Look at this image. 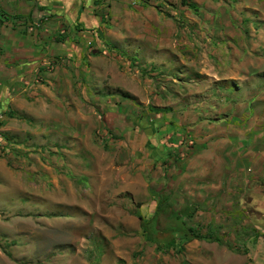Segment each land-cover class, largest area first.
Instances as JSON below:
<instances>
[{"label": "rangeland", "instance_id": "1", "mask_svg": "<svg viewBox=\"0 0 264 264\" xmlns=\"http://www.w3.org/2000/svg\"><path fill=\"white\" fill-rule=\"evenodd\" d=\"M222 1L216 28L224 36L194 46L193 72L155 73L148 64L144 72L122 69L129 89L138 91L131 97L110 87L105 75L83 78L81 115L67 108L75 121L67 118L65 132L21 137L18 150L28 151H17L10 164L16 192L0 197V264H264V0ZM201 66L218 67L220 80L209 85ZM210 93L234 116L199 119L203 128L221 131L208 132L210 139L182 142V132L200 131L184 115L173 141L161 135V142L154 132L118 131L115 139L106 131L115 124L106 115L111 96L129 105L123 106L126 124L136 128L149 121V106H163L157 99L175 113L196 109L195 116L206 117L207 110L198 112L206 108L200 94ZM238 104L247 105L245 114L235 113ZM136 107L145 120L134 121ZM191 146L204 151L187 153ZM166 196L156 220L161 243L149 241L135 212L151 219ZM190 204L198 209L183 218L204 239L182 238L176 217ZM172 239L176 245L169 248Z\"/></svg>", "mask_w": 264, "mask_h": 264}, {"label": "crops", "instance_id": "2", "mask_svg": "<svg viewBox=\"0 0 264 264\" xmlns=\"http://www.w3.org/2000/svg\"><path fill=\"white\" fill-rule=\"evenodd\" d=\"M223 8L222 0H0V112L6 114L0 126V197L11 199L16 192L12 187L17 185V173L10 164L17 151H28L24 146L18 150L23 145L21 137L65 132L67 118L75 121L71 112H67L70 106L73 114L81 115L83 102L78 90L83 78L96 80L97 75H105L110 78V87L138 96V91L129 89L128 77L119 75L122 69L127 73L138 67L144 72L148 64L155 73L166 68L191 73L198 66L192 58L194 46L207 45L214 40L213 35L224 36L225 29L216 28L222 24L217 17ZM209 9L215 12L207 17L203 12ZM179 23L186 24L184 29ZM206 39L208 42L204 43ZM199 73L208 76L211 86L221 78L218 67L212 70L202 67ZM200 97L206 108L198 112L207 110L206 117L197 112L195 116L194 108L154 113L149 106V121L140 122L135 128L126 124L129 111L125 112L123 106L129 105L111 96L105 102L112 105L106 115L115 124L107 125L106 131L113 132L111 136L115 139L114 132L118 131L154 132L159 141L161 135L173 141L177 135L173 132H181L184 115V119L188 116L185 121H193L200 131L182 132V142L186 137L190 139L188 143L210 139L213 135L208 132L221 131L212 125L203 128L199 119L205 118L206 122L221 117L232 119L233 111L219 109L212 93ZM186 99L190 104L196 102ZM155 103L163 105L157 107H165L159 99ZM238 105L242 109L247 106ZM238 105L235 113L245 114L246 109ZM137 109L131 114L134 121L145 120L144 112L140 114ZM250 127L244 130L248 132ZM191 149L187 153L197 155L204 151L192 146Z\"/></svg>", "mask_w": 264, "mask_h": 264}, {"label": "trees", "instance_id": "3", "mask_svg": "<svg viewBox=\"0 0 264 264\" xmlns=\"http://www.w3.org/2000/svg\"><path fill=\"white\" fill-rule=\"evenodd\" d=\"M124 95L126 97H131V94L128 92H124ZM171 110H173V107H167V106L166 107H153V111L169 112ZM109 134L112 135L113 132H109ZM163 202L165 204L169 203V199L167 196L164 199H162V198L159 199L158 204H157V208H156V212L154 213V216L149 220L145 219V217H144V215L140 209H137V211L135 212L137 217L141 220V224H142L143 230L146 234L147 240L153 241L156 243H161V240L156 235L157 234L156 220L162 212ZM197 209H198L197 204L187 205V209L184 208L181 211H179V212H184V214L178 215L176 217L181 222L180 223V229H181L180 232H181L182 238H185L188 241L195 239V238L204 239L206 237V235L203 234L201 229L189 226L187 224L185 218H183V217H193L195 215ZM172 212H174V211L171 209V213H170L171 216H172ZM167 244H168L169 248H172L176 245L174 239L169 241V243H167Z\"/></svg>", "mask_w": 264, "mask_h": 264}, {"label": "built area", "instance_id": "4", "mask_svg": "<svg viewBox=\"0 0 264 264\" xmlns=\"http://www.w3.org/2000/svg\"><path fill=\"white\" fill-rule=\"evenodd\" d=\"M6 114L4 112H0V126L5 121Z\"/></svg>", "mask_w": 264, "mask_h": 264}]
</instances>
